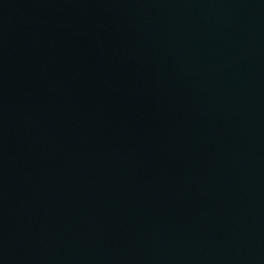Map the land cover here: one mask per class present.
Returning <instances> with one entry per match:
<instances>
[{
    "label": "water",
    "instance_id": "1",
    "mask_svg": "<svg viewBox=\"0 0 264 264\" xmlns=\"http://www.w3.org/2000/svg\"><path fill=\"white\" fill-rule=\"evenodd\" d=\"M0 264H264V0H0Z\"/></svg>",
    "mask_w": 264,
    "mask_h": 264
}]
</instances>
